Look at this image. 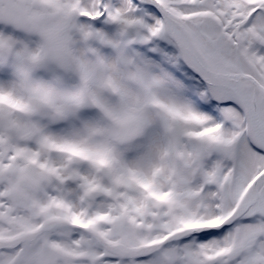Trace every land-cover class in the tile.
<instances>
[{
    "label": "snow or ice",
    "instance_id": "snow-or-ice-1",
    "mask_svg": "<svg viewBox=\"0 0 264 264\" xmlns=\"http://www.w3.org/2000/svg\"><path fill=\"white\" fill-rule=\"evenodd\" d=\"M0 264H264V0H0Z\"/></svg>",
    "mask_w": 264,
    "mask_h": 264
}]
</instances>
